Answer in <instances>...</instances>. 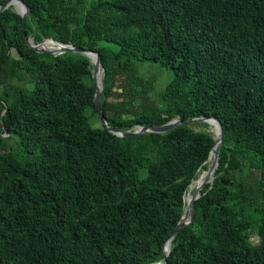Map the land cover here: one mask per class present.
Listing matches in <instances>:
<instances>
[{
	"label": "trees",
	"instance_id": "obj_1",
	"mask_svg": "<svg viewBox=\"0 0 264 264\" xmlns=\"http://www.w3.org/2000/svg\"><path fill=\"white\" fill-rule=\"evenodd\" d=\"M22 1L24 26L0 11V264H163L215 142L205 122L126 136L93 126L90 59L36 52L28 36L98 52L109 126L216 117L218 166L167 264H264V234L250 240L264 233V0ZM145 60L171 71L159 99L139 73Z\"/></svg>",
	"mask_w": 264,
	"mask_h": 264
},
{
	"label": "water",
	"instance_id": "obj_2",
	"mask_svg": "<svg viewBox=\"0 0 264 264\" xmlns=\"http://www.w3.org/2000/svg\"><path fill=\"white\" fill-rule=\"evenodd\" d=\"M10 1H18L21 4L23 12H21L20 15L23 18V26H24L25 20L27 17V13H29V10H28L26 4L22 0H5L2 4H0V11L7 8ZM45 40H51L57 44H60L62 47L58 52L53 53L47 49L39 48L40 43L36 44L33 41H30L29 39H26V42L36 52H50L53 55H59V54L65 53V52H76V53H81V54L87 56L90 59V61L93 63L94 67L92 70V78H93V85L95 87L94 103H95V107L97 109L98 119L110 132L116 134L117 136L135 135V134L144 133V132L162 133V132H165V131H167L171 128H174L177 125H180L183 123L205 122V123L209 124L210 121H213L215 126L218 128V137L219 138H218V143L216 141L214 142V144H213V146L209 152V155H208L206 162L210 158L211 153L214 150V147L217 146V148H219L222 145V134H223L222 126H221L220 121L214 116H210V117L199 116V117H194V118H188L185 120L174 119V120L168 121L167 123L158 124V125L138 126L137 129H135V130H121V129L109 126L105 120V117H104V115L102 113V109H101L100 93H101V89H102V77H103V75L101 77L100 73H101V71H103V66H102L98 52L94 51L90 48H80V47H76V46L69 44V43H62V42L57 41L53 38H46ZM99 78H100V80H99ZM98 82H100V86L98 85ZM213 158H214V161L211 164V167L208 168V176H207L206 181L210 178H211V181L213 180V177H214L213 174L215 172V169L218 166L217 150L214 152ZM205 182H203L201 184V186H198L195 189V192L191 196L187 205H185V210H184L183 214L181 215V218H180L178 224L176 225L173 233L163 243V264H167L166 257H167V254L169 252V250L167 252L164 251L165 243L169 240L171 241L173 234L179 228H181L182 226H184L186 224H189L192 221V219H193V202L196 198L199 197L200 189L202 188V186ZM148 264H159V263H148Z\"/></svg>",
	"mask_w": 264,
	"mask_h": 264
},
{
	"label": "rangeland",
	"instance_id": "obj_3",
	"mask_svg": "<svg viewBox=\"0 0 264 264\" xmlns=\"http://www.w3.org/2000/svg\"><path fill=\"white\" fill-rule=\"evenodd\" d=\"M99 0H75L74 2V6H76L77 8L79 9H82V10H85V9H88L90 6H92L93 4L97 3ZM8 7L11 8V10L15 11V12H18L20 13L21 12V4L16 1V4H9ZM28 14L27 13V17H26V20L28 18ZM25 20V21H26ZM26 39H29L30 41H33L32 37L28 36L26 37ZM46 38H44L43 40H41L39 43H42ZM34 42V41H33ZM35 43V42H34ZM38 44V43H36ZM50 51H54L53 49H50ZM92 63V62H91ZM93 64V63H92ZM139 64V73L148 78L149 80L152 81V83L154 84V96L159 99V95L162 94V92L164 91V87L166 85V83L171 79V71L165 67H162L160 66L158 63H154L152 61H148V60H145V61H142V62H138ZM94 67V66H93ZM93 70V68H92ZM91 70V72H92ZM103 75V71H101L100 73V76L102 77ZM28 76H29V80L27 81V83H24L28 88H31L34 84H36L38 82V76L36 74L35 71H30L28 73ZM93 79V78H92ZM115 100V98H113ZM138 102V101H137ZM159 104L161 103L160 100H158ZM87 115L89 116V121L90 123L93 125V126H99L100 124H102L100 122V120L98 119L96 113H94V111L89 108L87 110ZM127 116H129L127 114ZM209 126L207 128H205L206 130L210 131L213 133V137H214V131H213V127L208 124ZM195 129H203L204 127L203 126H197L195 124L192 125ZM137 129V127H133L129 130H135ZM215 129V127H214ZM216 131V129H215ZM1 145H0V149H1ZM210 166V164H209ZM248 169V170H247ZM244 169L243 172V180L247 183H249L250 187L253 189V190H257L258 189V183L255 181L258 177V174L255 170L253 169ZM205 172L201 171V172H198L197 173V178H199L200 176L204 175ZM208 181H211V178L208 179L206 182ZM205 182V183H206ZM188 189V188H187ZM192 195L194 193V189L192 190ZM263 231L261 229H256L253 231V233L251 234V237H250V240L255 243V244H260L261 241H262V236H263ZM162 264V262L160 263Z\"/></svg>",
	"mask_w": 264,
	"mask_h": 264
},
{
	"label": "bare ground",
	"instance_id": "obj_4",
	"mask_svg": "<svg viewBox=\"0 0 264 264\" xmlns=\"http://www.w3.org/2000/svg\"><path fill=\"white\" fill-rule=\"evenodd\" d=\"M9 4H16V1H10ZM22 10H23V9H22V7H21V12H23ZM21 12H20V13H21ZM61 47H62V46H61L60 44H57V43H55V42H53V41H51V40H44L42 43L39 44V48L47 49V50H49V48H50V49H53L54 51H51V52H53V53L58 52V51L61 49ZM49 51H50V50H49ZM91 58H92V57H91ZM99 80H100V78H99ZM99 80H98V81H99ZM98 85L100 86V82H98ZM209 124H210L212 127H213V125H214V127H215V129H216V131H215V129H214V127H213V131L215 132V133H214L215 141L218 143V138H219V137H218V128L215 126V124H214L213 121H210ZM216 150H217V146L214 147V150L212 151L211 156H210V158H209L208 161H207V163L210 164L209 168L211 167V164H212L213 161H214L213 154H214V152H215ZM207 176H208V169L205 171L204 175H202V176H200L199 178H197V179H195L194 181H192V183L188 186V189H187V191H186V193H185V195H184V202H185V205H187L188 201L190 200V198H191V196H192V193H191L192 190L194 189V192H195V189H196L198 186H201V184H202L203 182L206 181ZM170 244H171L170 240L167 241V242L165 243V245H164V251H165V252H167V251L169 250V248H170Z\"/></svg>",
	"mask_w": 264,
	"mask_h": 264
}]
</instances>
